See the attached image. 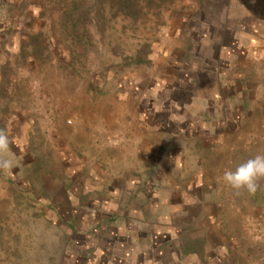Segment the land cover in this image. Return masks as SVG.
<instances>
[{
    "label": "rangeland",
    "instance_id": "1",
    "mask_svg": "<svg viewBox=\"0 0 264 264\" xmlns=\"http://www.w3.org/2000/svg\"><path fill=\"white\" fill-rule=\"evenodd\" d=\"M225 3L233 4L0 0V45H31L23 52L35 58L37 97L25 120L49 123L13 130L21 138L10 134V149L0 154L12 161L0 168V264H264V180L249 195L222 179L264 153L261 87L247 92L254 110L251 102L250 113L238 107L233 115L246 137H232L228 154L215 153V173L196 193L198 211L163 218L157 188H137L125 169L127 162L150 167L142 147L126 138L139 125H157V139L165 127L175 132L181 122L208 120L205 100L221 106L207 61L208 21ZM256 3L261 11L264 0ZM24 53L17 62L26 63ZM20 87L29 106L26 81ZM192 108L205 112L192 117ZM196 146V157H205ZM128 148L141 152L130 149L129 161ZM110 187L119 193L101 194Z\"/></svg>",
    "mask_w": 264,
    "mask_h": 264
},
{
    "label": "crops",
    "instance_id": "2",
    "mask_svg": "<svg viewBox=\"0 0 264 264\" xmlns=\"http://www.w3.org/2000/svg\"><path fill=\"white\" fill-rule=\"evenodd\" d=\"M257 1L232 0L233 4L229 8L225 3L223 9L208 21L210 29L207 61L212 62L214 66L213 81L217 88L215 98L221 104V106L211 105L208 99L205 100L208 120L204 121L202 117V120L195 122H181V127L175 132L168 131L165 127L162 131L164 135L162 137L159 135L157 139L152 138L154 134L152 128L154 127H151L150 123H144L139 125L138 129L140 130H135L126 136L131 145L135 142L133 145L136 146L135 148L142 147L139 150L143 149L141 154L150 166L145 169L144 165L141 167L138 164L127 162L125 169L128 171V178L138 179L137 188L142 189L143 185H150L152 190L157 188L155 192L158 194L159 208L164 211L161 215L163 218L187 217L192 214L193 209L198 211L201 208L198 203L202 202L200 198L196 197V193L198 190L204 191L206 184L213 177L212 174L215 173L217 168L215 153L219 154L220 148L223 149V152L227 148V153L228 146H232L233 143L232 137L240 139L245 136V133H241L244 123L236 121L233 115L237 113L238 107L241 108L239 112L242 111V113L246 111L250 113L251 110H254L256 103L252 101L251 110L247 108L251 103L248 101L246 104L248 91H255L261 87L263 91L261 95L264 96L263 83L257 88L248 84V82L264 81V6L261 5V11H257L255 8ZM29 46L31 45H0V131L6 129L8 136L13 134L16 141L21 138V135L12 132L13 130L21 131L28 128L29 125L36 129L49 128L48 122L37 121L36 123L32 120L29 122L25 120L26 116L32 112L31 107H34V99L37 97L31 87L33 84L37 85L32 71L33 66L36 67L35 58L32 54L23 52L27 48H31ZM23 53L26 54V63L23 60L20 63L17 62V58L18 60L22 59ZM23 81H26L27 91L30 94L27 98L29 106L26 107H24L23 93L20 89ZM204 112V109L196 108L187 110V113L192 117H198L199 113L204 114ZM36 124L38 126H34ZM50 126L53 130V125L50 124ZM61 127L69 129L64 120L61 122ZM192 127L200 128L202 132L194 133L190 130ZM155 128L154 131H161L160 128ZM196 145L200 148L197 150L198 153L201 154L200 151H202V154L205 153V157H196L197 153L194 152L197 148ZM111 148L119 150L120 145L119 143L111 144ZM130 149L128 148L126 152L129 161L133 156ZM134 149L131 150L141 152ZM224 158L223 155V160ZM150 161H153V164ZM184 165H186L185 168ZM204 171H206L207 181L203 180ZM135 173L137 176L134 175ZM115 193L118 194L119 191L113 190L111 187L109 190L101 191V194ZM100 199L103 198L100 197ZM111 199L113 200L112 197Z\"/></svg>",
    "mask_w": 264,
    "mask_h": 264
},
{
    "label": "clouds",
    "instance_id": "3",
    "mask_svg": "<svg viewBox=\"0 0 264 264\" xmlns=\"http://www.w3.org/2000/svg\"><path fill=\"white\" fill-rule=\"evenodd\" d=\"M9 137L6 132L0 131V154L9 150ZM12 161L0 159V168L9 169ZM224 183L235 192L246 191L249 195H255L260 184L264 180V153H258L247 161L229 169L223 173Z\"/></svg>",
    "mask_w": 264,
    "mask_h": 264
}]
</instances>
